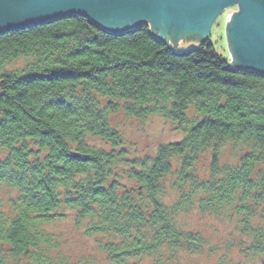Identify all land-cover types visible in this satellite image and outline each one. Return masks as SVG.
I'll return each instance as SVG.
<instances>
[{
	"label": "trees",
	"instance_id": "1",
	"mask_svg": "<svg viewBox=\"0 0 264 264\" xmlns=\"http://www.w3.org/2000/svg\"><path fill=\"white\" fill-rule=\"evenodd\" d=\"M122 111L185 136L134 153ZM0 150V264H96L55 230L70 212L109 264H200L219 248L186 227L194 211L240 233L231 264H264V75L209 39L177 52L148 24L112 33L78 15L1 34Z\"/></svg>",
	"mask_w": 264,
	"mask_h": 264
},
{
	"label": "water",
	"instance_id": "2",
	"mask_svg": "<svg viewBox=\"0 0 264 264\" xmlns=\"http://www.w3.org/2000/svg\"><path fill=\"white\" fill-rule=\"evenodd\" d=\"M232 7L226 27L232 61L264 75V0H0V35L78 15L112 33L148 24L175 48L186 36L209 33Z\"/></svg>",
	"mask_w": 264,
	"mask_h": 264
},
{
	"label": "rangeland",
	"instance_id": "3",
	"mask_svg": "<svg viewBox=\"0 0 264 264\" xmlns=\"http://www.w3.org/2000/svg\"><path fill=\"white\" fill-rule=\"evenodd\" d=\"M236 7L228 8L221 13L213 23L211 30L206 35L186 36L174 48L177 52H186L191 49L200 47L202 42L209 39L214 45V49L221 57L228 60L232 65L237 66L232 61L230 49L228 46L226 35V22ZM27 64L24 58L14 61L7 68L8 70H18ZM194 115L193 110L189 113V118ZM115 125H117L124 133L125 138L133 143L134 153L143 155L154 153L157 147L164 143L181 140L185 134L178 129V125L172 120L163 118L160 115L151 116L144 121L136 118H129L122 111L113 117ZM223 153V162L234 164L236 156L234 155V145L231 144L225 148ZM137 150V151H136ZM5 155V151L0 150V159ZM207 165V156L202 158L200 164L201 169ZM185 225L188 229L202 232L207 236L210 242L219 248L218 254L207 256L203 255L192 260L198 261L200 264H217L222 255L227 254L226 264L229 261L245 260L243 256L234 248L233 244L241 239L240 233L235 229L234 225L221 222L220 220L208 216L201 215L194 211L190 215L184 217ZM55 230L61 234L64 247L70 253L74 260L88 254L97 255L99 260L96 264H109L104 256L98 254L95 249V239L87 237L82 230L76 228L74 224V214L69 213L67 220L61 222L55 227Z\"/></svg>",
	"mask_w": 264,
	"mask_h": 264
},
{
	"label": "bare ground",
	"instance_id": "4",
	"mask_svg": "<svg viewBox=\"0 0 264 264\" xmlns=\"http://www.w3.org/2000/svg\"><path fill=\"white\" fill-rule=\"evenodd\" d=\"M231 21H232V20H231V15H230V17L228 18V20H227V22H226V27H227L228 24H232ZM230 53H231V52H230Z\"/></svg>",
	"mask_w": 264,
	"mask_h": 264
}]
</instances>
